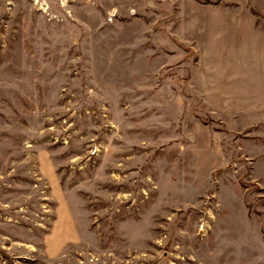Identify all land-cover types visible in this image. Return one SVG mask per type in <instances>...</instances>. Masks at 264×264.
Returning a JSON list of instances; mask_svg holds the SVG:
<instances>
[{
    "label": "rangeland",
    "instance_id": "1",
    "mask_svg": "<svg viewBox=\"0 0 264 264\" xmlns=\"http://www.w3.org/2000/svg\"><path fill=\"white\" fill-rule=\"evenodd\" d=\"M0 0V264H264V0Z\"/></svg>",
    "mask_w": 264,
    "mask_h": 264
},
{
    "label": "crops",
    "instance_id": "2",
    "mask_svg": "<svg viewBox=\"0 0 264 264\" xmlns=\"http://www.w3.org/2000/svg\"><path fill=\"white\" fill-rule=\"evenodd\" d=\"M259 1L260 0H251L252 7L259 10V6H261V4H258Z\"/></svg>",
    "mask_w": 264,
    "mask_h": 264
}]
</instances>
